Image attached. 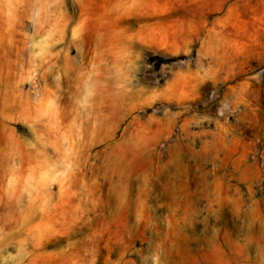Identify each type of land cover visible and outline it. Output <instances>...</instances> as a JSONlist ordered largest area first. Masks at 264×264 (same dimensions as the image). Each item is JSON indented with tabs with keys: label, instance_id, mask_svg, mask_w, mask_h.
<instances>
[{
	"label": "rangeland",
	"instance_id": "rangeland-1",
	"mask_svg": "<svg viewBox=\"0 0 264 264\" xmlns=\"http://www.w3.org/2000/svg\"><path fill=\"white\" fill-rule=\"evenodd\" d=\"M0 264H264V0H0Z\"/></svg>",
	"mask_w": 264,
	"mask_h": 264
}]
</instances>
